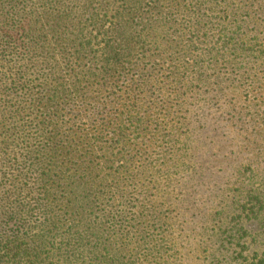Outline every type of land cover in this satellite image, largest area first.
Here are the masks:
<instances>
[{
	"label": "trees",
	"instance_id": "16d2710c",
	"mask_svg": "<svg viewBox=\"0 0 264 264\" xmlns=\"http://www.w3.org/2000/svg\"><path fill=\"white\" fill-rule=\"evenodd\" d=\"M0 264H264V0H0Z\"/></svg>",
	"mask_w": 264,
	"mask_h": 264
}]
</instances>
